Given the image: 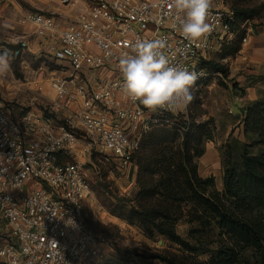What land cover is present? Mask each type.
I'll list each match as a JSON object with an SVG mask.
<instances>
[{
  "label": "built area",
  "instance_id": "1",
  "mask_svg": "<svg viewBox=\"0 0 264 264\" xmlns=\"http://www.w3.org/2000/svg\"><path fill=\"white\" fill-rule=\"evenodd\" d=\"M84 3L70 19L45 10L19 19L24 33L13 56L31 51L35 38L55 68L52 96L39 108L0 98V264L97 263L102 255L86 224L91 184L81 159L96 157L125 169L154 128H189V104L150 111L130 100L121 88L119 58L136 39H162L171 65L197 73L192 92L211 73L205 62L241 26L232 8L211 7L212 31L193 42L181 35L168 0ZM179 114L187 125L174 121ZM70 218L74 225L66 224Z\"/></svg>",
  "mask_w": 264,
  "mask_h": 264
},
{
  "label": "rangeland",
  "instance_id": "2",
  "mask_svg": "<svg viewBox=\"0 0 264 264\" xmlns=\"http://www.w3.org/2000/svg\"><path fill=\"white\" fill-rule=\"evenodd\" d=\"M84 4V0H74L71 5L60 0H0V52L7 51L11 56L10 71L0 76L2 100L39 108L52 96L49 79L55 67L49 55L38 51L37 39H32L31 51L25 50L18 57L12 54L16 39L24 33L19 24L20 17L28 12L45 10L70 19ZM211 7L254 8L257 15L241 23L238 33L228 44L229 52L210 56L211 60L227 67L228 75L211 70L203 84L192 91L194 99L188 107V119L194 125H204L209 135L203 144L204 153L195 159L201 177H214V186L207 188V194L214 190L224 191L226 171L242 166L245 147L251 154L264 153V144L256 143L261 139L260 129L245 123L247 107L253 103L264 106V0H212ZM162 129L164 143L158 148L145 145L140 156L153 157L160 149L159 159L163 160L164 155L169 157L182 146L181 131L170 127ZM81 161L91 184L85 213L89 227L98 236L101 258L118 256L120 250L135 247L148 252L176 249L163 236L152 239L138 224L118 216L122 209L128 210L134 204L138 191L136 162L128 168L118 169L112 162L96 157H84ZM158 179L156 172L148 177V182ZM185 208L176 228L181 236L188 237L193 226L200 225L190 222L191 205L187 204ZM259 210L247 214L264 216V206ZM212 232V239L217 244L225 240L219 227H214ZM243 255V264H255L257 254L254 251L248 250ZM153 263L161 264L158 260Z\"/></svg>",
  "mask_w": 264,
  "mask_h": 264
},
{
  "label": "trees",
  "instance_id": "3",
  "mask_svg": "<svg viewBox=\"0 0 264 264\" xmlns=\"http://www.w3.org/2000/svg\"><path fill=\"white\" fill-rule=\"evenodd\" d=\"M232 9L238 23L257 15L254 8ZM228 46L224 45L221 53L229 52ZM205 65L210 71L228 75L227 67L221 63L210 59ZM173 119L180 125H187L182 114ZM188 123V130L181 131L182 146L169 157L164 155L163 160L159 159L160 149L153 157L140 156L145 145L158 148L164 143V126L148 133L135 155L138 191L134 204L118 213L120 218L138 224L148 237L163 236L176 249H156L154 252L140 247L123 249L118 256L101 258L95 264H154L155 260L161 264H243V253L248 250L257 254L255 264H264V216L247 214L264 206V153L251 154L245 147L242 166L226 171L224 191L214 190L207 194V188L214 186V177H201L195 159L204 153L203 144L209 135L204 125H194L189 119ZM245 123L260 129L261 139L256 143L264 144L262 104L253 103L246 108ZM170 128L179 131L176 127ZM228 156L231 157L230 152ZM156 172L159 179L149 183L148 177ZM187 204L191 205L190 222H199L200 227L194 225L188 237H183L176 226L186 212ZM86 224L93 231L87 216ZM216 226L225 237L219 244L212 239Z\"/></svg>",
  "mask_w": 264,
  "mask_h": 264
},
{
  "label": "clouds",
  "instance_id": "4",
  "mask_svg": "<svg viewBox=\"0 0 264 264\" xmlns=\"http://www.w3.org/2000/svg\"><path fill=\"white\" fill-rule=\"evenodd\" d=\"M168 4L177 14L181 35L186 40L199 41L212 31V0H168ZM165 47L162 39H136L130 52L118 61L122 91L150 111H176L194 99L191 88L198 79L197 73L171 65L162 51ZM10 61L9 52H0V76L10 71ZM66 224L71 226L75 222L70 218Z\"/></svg>",
  "mask_w": 264,
  "mask_h": 264
},
{
  "label": "water",
  "instance_id": "5",
  "mask_svg": "<svg viewBox=\"0 0 264 264\" xmlns=\"http://www.w3.org/2000/svg\"><path fill=\"white\" fill-rule=\"evenodd\" d=\"M160 243H162V241H160Z\"/></svg>",
  "mask_w": 264,
  "mask_h": 264
}]
</instances>
